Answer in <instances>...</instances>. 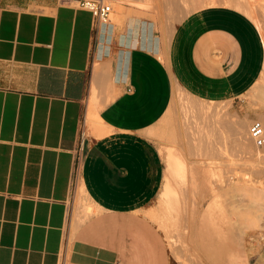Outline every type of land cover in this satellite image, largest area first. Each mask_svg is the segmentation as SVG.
<instances>
[{
    "label": "crops",
    "instance_id": "obj_1",
    "mask_svg": "<svg viewBox=\"0 0 264 264\" xmlns=\"http://www.w3.org/2000/svg\"><path fill=\"white\" fill-rule=\"evenodd\" d=\"M208 5L165 37L128 7L102 23L64 0H0V264H170L149 217L158 124L176 90L236 102L264 67L262 26Z\"/></svg>",
    "mask_w": 264,
    "mask_h": 264
},
{
    "label": "rangeland",
    "instance_id": "obj_2",
    "mask_svg": "<svg viewBox=\"0 0 264 264\" xmlns=\"http://www.w3.org/2000/svg\"><path fill=\"white\" fill-rule=\"evenodd\" d=\"M110 1L111 21L128 7L167 37L189 13L227 0H200L203 6L193 5L197 0ZM248 1L257 10L253 19L264 36V0ZM204 102L211 101L176 90L158 124L156 138L164 159L161 190L168 181L179 197L171 219L162 210L160 195L149 217L155 214L156 220L150 218L166 240L170 264H250L264 245V146L252 145L248 134L252 121L264 125V67L258 81L236 102L201 105ZM238 133L247 137L250 150L240 147ZM168 153L179 156L186 181L174 180ZM256 153L262 157L257 159Z\"/></svg>",
    "mask_w": 264,
    "mask_h": 264
},
{
    "label": "bare ground",
    "instance_id": "obj_3",
    "mask_svg": "<svg viewBox=\"0 0 264 264\" xmlns=\"http://www.w3.org/2000/svg\"><path fill=\"white\" fill-rule=\"evenodd\" d=\"M227 5L229 6H233V7H236L240 10H242L243 12H245L248 16L254 18V14L257 13V10L256 8L253 6V4L248 1V0H227L225 1ZM178 92H182L179 90H177ZM202 102V101H201ZM208 103V102H207ZM210 104V103H208ZM207 106H212V105H208ZM201 105H206V103H201ZM225 108V107H224ZM222 109V108H221ZM207 110V109H206ZM211 113V112H209ZM221 115V114H220ZM209 116V115H208ZM220 118V117H219ZM222 118V117H221ZM223 120V119H222ZM219 123V122H218ZM217 124V123H216ZM237 126V125H236ZM240 132V131H239ZM238 135V143L240 145V147H242L244 150H250V144H248V141H247V137L246 136H242L240 135V133L237 134ZM252 144V142H251ZM253 145V144H252ZM238 148V147H237ZM253 153V152H252ZM255 153V152H254ZM257 159L258 157L261 158L262 157V154H257ZM256 157V156H255ZM167 163H168V166L172 172V176L174 178L175 181H177L178 179H181L182 181H186V175H185V167L184 165L181 163V161L179 159H177L176 157H174L173 155H171L170 153L168 154L167 156ZM174 164H177L179 169L175 168L174 167ZM214 167V166H213ZM213 172V171H212ZM218 175V174H217ZM215 177V176H213ZM212 178V177H211ZM194 181V180H193ZM221 181V180H220ZM196 182V181H195ZM216 182V181H215ZM193 183V182H192ZM218 183V182H217ZM216 183V184H217ZM177 184V183H176ZM196 183H194L195 185ZM215 184V183H214ZM215 184V185H216ZM222 184V183H221ZM196 186V185H195ZM178 194H177V191H174L169 182L167 181L166 183V186H165V190L164 192L162 193V199L160 201V203H162V210H164V213L168 215V219H171V216H172V212L173 210H175V202L178 200ZM82 200V199H81ZM159 209V208H158ZM196 209V207H195ZM198 209V208H197ZM161 210V209H160ZM161 210V212H162ZM160 212V213H161ZM163 213V212H162ZM161 213V217L163 216V214ZM194 213V212H193ZM159 215V214H158ZM195 215V213H194ZM152 218L155 216L154 215H150ZM166 216V215H165ZM157 218V217H156ZM164 218V217H163ZM167 218V217H166ZM155 217L153 218V221H154ZM158 219H159V216H158ZM156 220V219H155ZM161 221V220H160ZM164 221H165V218H164ZM169 221V220H167ZM192 222V220H191ZM190 222V223H191ZM162 223V222H161ZM160 223V224H161ZM164 223V222H163ZM169 223V222H168ZM194 224V223H193ZM165 225V223H164ZM163 225V226H164ZM162 226V224H161ZM166 229V228H165ZM171 243V242H170Z\"/></svg>",
    "mask_w": 264,
    "mask_h": 264
},
{
    "label": "built area",
    "instance_id": "obj_4",
    "mask_svg": "<svg viewBox=\"0 0 264 264\" xmlns=\"http://www.w3.org/2000/svg\"><path fill=\"white\" fill-rule=\"evenodd\" d=\"M75 7L87 10L102 23H108L113 13V7L110 0H64ZM249 139L257 147L264 146V125L261 121L254 120L248 129Z\"/></svg>",
    "mask_w": 264,
    "mask_h": 264
}]
</instances>
